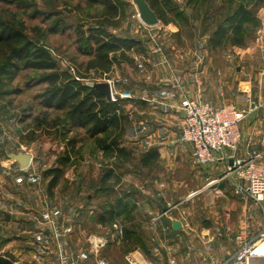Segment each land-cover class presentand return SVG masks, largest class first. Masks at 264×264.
Segmentation results:
<instances>
[{
	"label": "rangeland",
	"instance_id": "374dc122",
	"mask_svg": "<svg viewBox=\"0 0 264 264\" xmlns=\"http://www.w3.org/2000/svg\"><path fill=\"white\" fill-rule=\"evenodd\" d=\"M120 1L119 13L112 17L107 14V9L102 4H89L87 0H0V22L22 30L35 44L47 49L58 61L61 70L67 71L73 79H78L86 85L92 82L110 84L112 81L115 82L118 90L131 92L127 88L130 80L128 71L133 72L132 75H137V79L141 80H143L142 75L146 78L149 75L144 59L134 58V49L127 51L123 57L118 52L116 56L120 60L116 61L108 72L90 68L89 62L93 59V55H88L84 51L87 49L85 41L78 40L81 30L85 31L86 35L91 30L100 29L121 37H135L145 47H153L157 53H162L166 62L170 63L167 68L171 73L189 62H197L200 56L198 51L206 43L203 38L206 17L203 15L205 6L202 1L204 0H161L162 4L165 3L163 5L166 10V22L158 18L159 22L155 25H149L141 19L135 0ZM144 1L149 5L147 0ZM212 1L216 14L219 7L228 3V0ZM212 1L206 0V3ZM234 1L245 4V7L255 14L254 22L248 24L250 37L247 46L252 49L263 46L264 42L262 43L260 37L264 34V0ZM211 22L206 21V23ZM261 60L259 57V61ZM136 66L138 71L135 69ZM255 72L262 74L261 70H255ZM38 75L39 72L25 69L10 82L0 73V250L2 249L4 253L9 251V246L5 244L9 243L10 236L22 237L17 225L12 221L9 223V211H11L9 202L11 201L15 204L21 203L22 209L24 207L31 209V214L38 219L42 209L56 208V215L58 218L59 215L61 216L62 225L66 224L70 229L72 223L73 228L71 227V243L56 249L58 254L56 253L55 261L53 257H49V260L38 263L31 260L28 251H24L22 261L14 264H65L61 257L69 258L71 254L76 257L82 252H88L89 258L78 264H98V261L102 259L106 264H124L121 258L125 251L133 246L131 244L126 246L124 243L117 245L113 242V239L118 238L120 231L111 224L105 228L106 230L92 228L86 213L91 207L100 208L99 204L107 199L114 201L116 195L121 196L128 190L139 191L138 187H145L147 190L143 197L147 206L174 205V208L178 207V209L189 208L191 217L187 215V219L191 220L190 222L193 216L196 218L197 212L201 214L202 209L198 202L201 193L190 197L189 194L197 188V182L191 177V173H199L202 169L197 165L195 155H191V148L188 146L190 144L184 140H182V150L168 149L160 152V162L154 169H143L138 161L128 164L127 167L131 172L124 174L120 183H116L115 193L104 196L95 192L92 182L96 181L100 170L113 165L114 160L104 157V154L95 147L94 142L85 138L82 145L81 143L77 145L80 147V152L73 156L71 165L66 166L62 179L54 187L53 194L49 195L47 187L51 177L45 174L57 165L59 157L66 149L68 138L75 134H78V138L85 137L86 133L84 129H79L66 134L64 128H49L43 125L45 123L41 119L44 117L42 114L44 110L40 106L38 97L48 84L39 83ZM126 112L132 120L126 122L124 141L129 147L135 149L138 156L151 147L147 145L145 147L138 142L147 130L144 128L139 132L142 120L133 108L126 109ZM58 113L53 110L49 120ZM60 115H62L61 112ZM179 137L181 140L182 134ZM135 140L138 144H135ZM20 153L31 156L29 165L23 168L15 162L16 156ZM169 163H173L172 167ZM206 182L200 189L207 184ZM152 188L156 189L154 193ZM200 192L209 193L210 196H207V199L202 198L204 201H209V205H212L211 203L217 198L214 191ZM90 195H92L91 199ZM186 198L187 202L178 203ZM252 207L251 226L253 231H257L260 228L262 208L260 205ZM202 208L205 210L204 214H209L212 218L214 208L212 207L211 210L209 206ZM13 216L18 218L19 214H13ZM42 217L50 220V213L45 212ZM92 235L103 236L110 240L102 252H91ZM21 241L18 239L19 244L22 243ZM23 241L26 242L25 239ZM29 246L33 247L32 250L36 249V246L32 244ZM18 248L22 250L21 246ZM96 256L99 257L97 263L93 259Z\"/></svg>",
	"mask_w": 264,
	"mask_h": 264
},
{
	"label": "crops",
	"instance_id": "0c3cea01",
	"mask_svg": "<svg viewBox=\"0 0 264 264\" xmlns=\"http://www.w3.org/2000/svg\"><path fill=\"white\" fill-rule=\"evenodd\" d=\"M203 35L206 43L198 48L200 56L197 62H189L186 66L176 68L177 74L168 70L167 65L170 63L166 62L162 53L153 52L148 46L140 51L134 49V58L144 59L149 79L143 75V80L137 79V75H132L133 72L128 71L130 80L127 88L133 94V98L123 99V106L125 109L133 108L140 115L142 121L139 132L144 128L147 130L138 142L145 147L146 145L156 147L160 153L168 149L182 150L183 142L179 136L184 126V118L179 105L183 98L191 97L209 102L215 107L228 103L247 107L249 98L253 104H250L251 111L240 123L241 141L235 151H228L230 158L227 161L203 166L195 160L202 170L199 173H191V177L197 182V188L189 197L201 193L198 202L203 214L197 212L196 218L192 217V222L187 219L191 215L189 208L178 209L174 208V205L147 206L143 200L147 191L145 187H138L140 192L135 189L137 194L134 196L132 209L133 237L130 242L133 248L123 254L121 260L124 264H236L234 254L239 246L236 237L242 235L246 239H252L262 226L261 209L260 228L253 231L251 209L253 205L258 204L248 195L235 191L236 183L244 185L241 180L223 179L215 185L209 183L223 175L233 157L249 158L259 152L264 154V45L255 49L249 48L247 44L245 46L227 44L212 48L208 43L209 34ZM263 36L264 34L260 37L262 43ZM135 69L138 71L137 66ZM255 70H261L262 74H257ZM134 142L138 144L136 140ZM188 146L191 148V155L194 156L192 146ZM159 162L158 159L154 168ZM169 164L172 167L173 163ZM205 181L207 184L200 189ZM205 190L216 193L217 198L212 205L202 199L210 196L209 193L200 192ZM152 191L154 193L156 189L152 188ZM89 197L91 199L92 195ZM185 201H188L187 198L178 203L183 204ZM9 205L11 207L9 223L14 222L18 231L22 233V237L10 236L9 243L5 244L9 246L6 253L15 258L14 263L22 261L24 251H28L31 260L38 263L49 260V257H53L55 261L56 249L71 243L73 224H70V229L66 224V227L62 225V218L60 215L57 217L56 208L42 209L43 212L42 210L39 212L38 219L31 214V209L26 207L22 209L21 203L15 204L11 201ZM203 206H209V210L214 208L212 218L209 214H204ZM260 207H264V202ZM44 211L50 213V220L42 217ZM13 214H19V217L16 218ZM99 214L98 207H91L86 213L90 225L96 230L105 229L109 225V222L99 220ZM124 225L120 221L113 225L120 231L118 238L113 239L117 245L127 243L124 238ZM128 225L131 226L130 223ZM128 225L125 226L130 228ZM92 237L90 244L93 253L102 252L110 243V240L103 236ZM18 239L22 240L21 245ZM30 244L36 246V249L32 250ZM18 246H21L22 250ZM6 253L0 250V254ZM93 259L97 263L99 257ZM263 261L264 258L257 259L254 264H263Z\"/></svg>",
	"mask_w": 264,
	"mask_h": 264
},
{
	"label": "trees",
	"instance_id": "16d2710c",
	"mask_svg": "<svg viewBox=\"0 0 264 264\" xmlns=\"http://www.w3.org/2000/svg\"><path fill=\"white\" fill-rule=\"evenodd\" d=\"M149 6L155 11L157 17L166 22L165 6L161 0H147ZM212 1V0H211ZM262 1V0H257ZM89 4H102L107 9V14L114 17L120 10V0H87ZM204 9L203 34H209V46L236 45L245 46L249 40L250 32L248 24H252L255 14L245 7L243 3L228 0L226 5L213 10V1H202ZM202 16V15H201ZM212 21L211 23H206ZM80 42L85 41L88 55H93L89 62L90 68L101 69L108 72L116 61L120 60L116 54L123 56L131 49L143 50L145 46L139 39L129 36H118L106 33L100 29L91 30L87 35L85 31H79ZM0 73L11 82L16 75L25 69L39 72V83L48 84L39 94L40 106L43 108L45 127L66 129V134L75 130L84 129L86 136L78 138V134L72 135L67 140L66 149L57 161V165L48 170L45 176H50L47 192L53 194L54 187L62 179L66 166L71 165L73 156L80 152L78 144L90 139L95 147L104 154V157L113 159V165L103 167L99 176L92 182L95 192L108 196L116 192V183H120L124 174L129 173L127 165L138 161L144 169H152L159 159V151L156 147L142 151L138 156L133 147L125 144L124 134L126 122L132 120L123 106V99L111 101L97 89L82 84L78 79H73L67 71L60 69L58 61L41 45L35 44L26 34L9 24L0 22ZM59 112L52 120L51 112ZM60 112L62 115H60ZM47 118V119H46ZM52 121V122H51ZM86 139V140H87ZM80 145V146H81ZM135 189L126 191L123 195L99 204L101 222H109L114 225L120 222L131 226L124 227L123 232L129 246L133 221L132 209L134 207ZM89 200V198H88ZM80 214L82 212L80 211ZM130 240V241H128ZM130 249V247H129ZM14 256L6 253L0 254V264H14Z\"/></svg>",
	"mask_w": 264,
	"mask_h": 264
},
{
	"label": "built area",
	"instance_id": "2783aa9c",
	"mask_svg": "<svg viewBox=\"0 0 264 264\" xmlns=\"http://www.w3.org/2000/svg\"><path fill=\"white\" fill-rule=\"evenodd\" d=\"M153 52H156L155 48ZM115 82L110 81L111 101L132 99L131 92L120 91ZM247 107H238L233 103L215 107L209 102L185 97L180 102L183 112L184 126L182 140L188 142L193 149L195 158L200 165L209 166L227 161L228 151H235L242 138L240 123L251 111L253 104L247 98ZM223 179H239L244 185L236 183V192L248 195L258 205L264 202V154L259 152L249 158H232L223 175L211 181L216 184ZM238 249L234 254L236 264H254L255 260L264 258V207H262V226L252 239L242 235L236 237ZM259 248H262L260 251ZM63 256V255H62ZM89 258L88 252L61 257L65 264H78ZM98 264H106L105 260Z\"/></svg>",
	"mask_w": 264,
	"mask_h": 264
},
{
	"label": "water",
	"instance_id": "95a60500",
	"mask_svg": "<svg viewBox=\"0 0 264 264\" xmlns=\"http://www.w3.org/2000/svg\"><path fill=\"white\" fill-rule=\"evenodd\" d=\"M138 10H139V15L141 19L149 24V25H155L159 22V19L156 15V13L151 9V7L145 2L144 0H135ZM89 86L97 89L100 91L102 94L106 96L108 100L111 99V87L108 82H95V83H88ZM16 160L20 163L21 167H26L29 165L31 156L29 155H23L20 153L19 155L16 156ZM232 163V159L230 160V164Z\"/></svg>",
	"mask_w": 264,
	"mask_h": 264
},
{
	"label": "bare ground",
	"instance_id": "6f19581e",
	"mask_svg": "<svg viewBox=\"0 0 264 264\" xmlns=\"http://www.w3.org/2000/svg\"><path fill=\"white\" fill-rule=\"evenodd\" d=\"M262 248H259L258 250L260 251Z\"/></svg>",
	"mask_w": 264,
	"mask_h": 264
}]
</instances>
